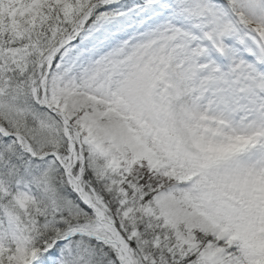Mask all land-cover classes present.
<instances>
[{
  "label": "snow or ice",
  "instance_id": "snow-or-ice-1",
  "mask_svg": "<svg viewBox=\"0 0 264 264\" xmlns=\"http://www.w3.org/2000/svg\"><path fill=\"white\" fill-rule=\"evenodd\" d=\"M0 264H264V0H0Z\"/></svg>",
  "mask_w": 264,
  "mask_h": 264
}]
</instances>
